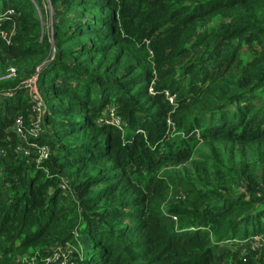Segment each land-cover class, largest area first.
<instances>
[{
  "label": "trees",
  "instance_id": "trees-1",
  "mask_svg": "<svg viewBox=\"0 0 264 264\" xmlns=\"http://www.w3.org/2000/svg\"><path fill=\"white\" fill-rule=\"evenodd\" d=\"M263 231L264 0H0V264H264Z\"/></svg>",
  "mask_w": 264,
  "mask_h": 264
},
{
  "label": "built area",
  "instance_id": "built-area-1",
  "mask_svg": "<svg viewBox=\"0 0 264 264\" xmlns=\"http://www.w3.org/2000/svg\"><path fill=\"white\" fill-rule=\"evenodd\" d=\"M35 78H32L31 80H34ZM29 80L26 83V86H30V89L32 90V92L34 91V87L30 84H33L32 81ZM149 90L152 91V87H149ZM166 93H168L166 91ZM11 94V93H10ZM173 96H169V99L172 100ZM41 108H38L37 110L40 111ZM24 137V135H22ZM22 144H24L22 142ZM19 147V145H17V148ZM48 155V148L47 146H42L40 147V149L38 150V156H37V160L38 162L45 158ZM246 239H244L245 241ZM248 242L250 243V249L252 250H261L264 248V231L261 233H255L252 234V236H250ZM60 250V246L57 247ZM61 255V254H60ZM59 253H55L54 256H52V260L58 259L59 258ZM245 260V259H244ZM64 262H61L60 264H63ZM254 264H261L259 261H256Z\"/></svg>",
  "mask_w": 264,
  "mask_h": 264
},
{
  "label": "rangeland",
  "instance_id": "rangeland-1",
  "mask_svg": "<svg viewBox=\"0 0 264 264\" xmlns=\"http://www.w3.org/2000/svg\"><path fill=\"white\" fill-rule=\"evenodd\" d=\"M40 16V18H41V20L43 21V22H46L47 20H46V18L45 17H43V15H39ZM47 25H48V27L50 26V22L48 21V23H47ZM50 40H52V39H50ZM169 96H171V95H168V98H169ZM170 100V99H169ZM170 101H173V98H172V100H170ZM20 142H18V144H19ZM178 193H176V195H174V196H170V198L168 199V201H170V200H172V199H174V198H177V197H179L178 195H177ZM260 233V232H259ZM250 236H252V235H250ZM250 236H248V237H246L245 239L248 241L249 240V238H250ZM65 249V248H64ZM64 257V258H63ZM26 255H23V254H19L18 256H16L15 258H13V260H14V264H23V262L26 260ZM66 259V254L65 255H63V253L61 252V255L59 256V258L58 259H55L54 260V262H58L60 259ZM49 259H51V257L49 258ZM245 259V260H244ZM247 260V258H243V261H246ZM71 261H72V263L74 264V261H73V257L71 258ZM64 262V261H63ZM255 262H256V260H255ZM255 262H253V263H251V264H254ZM66 263H67V260H66Z\"/></svg>",
  "mask_w": 264,
  "mask_h": 264
}]
</instances>
